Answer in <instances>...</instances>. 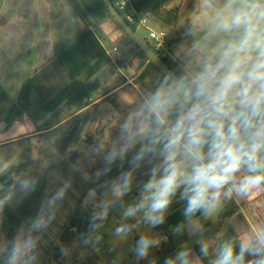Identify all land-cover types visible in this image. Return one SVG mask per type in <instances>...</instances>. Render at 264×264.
<instances>
[{"label":"clouds","instance_id":"clouds-1","mask_svg":"<svg viewBox=\"0 0 264 264\" xmlns=\"http://www.w3.org/2000/svg\"><path fill=\"white\" fill-rule=\"evenodd\" d=\"M169 59L174 67L162 69L122 118L117 114L110 146L105 149L104 138L97 139L94 151L103 150L105 165L97 176L107 174L117 161L128 168L106 182L89 233L118 202L125 221L142 220L155 228L165 222L177 199L184 202L185 221L191 222L197 214L213 215L233 196L264 190V0H196ZM142 168L148 179L124 206L122 199L133 190ZM37 182L27 175L15 181L25 195ZM63 194L61 188L45 200L37 215L0 247L2 264H36L38 234L51 224ZM95 196L90 190L89 199ZM10 199L0 197V211ZM136 227L122 223L115 234L127 236ZM182 230V224L175 228ZM158 244L156 238L141 235L137 258L144 259ZM199 251L207 256L208 244L201 243ZM191 256L182 249L164 264H192ZM211 264H264V226L238 243L224 240Z\"/></svg>","mask_w":264,"mask_h":264},{"label":"trees","instance_id":"trees-1","mask_svg":"<svg viewBox=\"0 0 264 264\" xmlns=\"http://www.w3.org/2000/svg\"><path fill=\"white\" fill-rule=\"evenodd\" d=\"M70 1L80 10V14L87 18L88 24L100 25L106 21H111L115 24L121 37H127L126 31L117 22L104 0ZM173 2L174 0H129L125 9L118 8V10L132 27L139 32V21L143 17H148L151 21L161 24L164 27L179 23L184 12L181 7L175 6ZM130 16L134 17L135 21H131L129 18ZM19 27L21 38L17 46V53L19 56H24L31 51L33 45L38 40L40 32L35 0H20ZM89 38H93L96 47L101 48V55L103 59L105 58L106 62L105 66L81 83V85L69 96V99L65 100L67 105L64 103L65 106H63L62 109L61 107L52 109L54 107H52V105H56V101H58L61 93L90 67V64L84 62L82 57H80L81 61L76 62V65H74L70 59L74 67L71 70L67 69V60H69L67 57L68 53L73 51L77 43L85 42V40ZM174 40H177V38ZM174 40L169 38L167 40V46ZM129 42H131V46L126 54L129 55L133 51H136L137 56L142 60L141 66L146 64L144 71L139 75L136 82L141 85L139 89L143 92L142 90H147L148 88L146 87H149V84H147L145 80L147 76L151 72L156 73L158 76L161 70L153 61L149 60L146 53L141 50L136 43L131 39H129ZM153 49L159 52L171 67H174L169 59L170 55L168 53L157 50L155 47ZM125 62L126 58L118 63H113L109 56L106 55L105 49L101 46L95 35L88 30L81 35L76 43H72L61 54L55 56L54 59L43 65L39 70L32 72L31 76L24 81L20 92V98L15 105L19 106L20 104L29 102L27 99L30 97V102L43 103L37 106L38 109L41 107L43 109L44 106H47L48 113L39 115L36 117L37 121H35V131L42 132L53 127L64 114H73L80 110V108L89 105L91 103V95L95 92L101 95L124 83L126 81L125 77L118 76L116 79V76L119 73V68L126 66ZM131 62L134 64L135 61ZM70 67H72V65ZM109 78H113V84H107ZM0 86L2 85L0 84ZM1 89L4 96V94H6V89L3 87ZM6 95V99H4L0 105V124L3 122L1 121L2 114L6 112L9 102H11L12 99L9 94ZM66 108H69V110ZM14 110L16 111L14 115L17 116L19 109L16 108ZM39 121L43 122V124H40ZM77 135L78 132L76 131L71 134V136L67 137L70 145L75 141L72 139ZM127 168L128 164L126 162L123 167H121L120 162L117 161L111 171L105 174L101 179L92 183L86 181V179H84L79 172H76L73 167L64 164L61 165L60 170L62 178L58 182L57 187H55L53 177L49 173L44 175L37 182L35 190L25 195L16 207H12L7 203L3 208L1 216L3 246L15 237L18 228L22 224L28 221L29 218H34L37 215L45 200L50 199L58 190L63 188V198L57 201L54 219L46 230L38 234L41 240L38 246L39 255L36 264H44L46 258L54 250L56 243L70 225L81 230L84 228L85 223H88L89 217L85 214L82 205L88 192L94 189L100 196L103 195L106 191V182H110L113 178L118 176L121 171ZM19 169L18 163H13L0 174V177L6 185H10L14 173ZM144 172L145 169L143 168L137 172L133 190L128 194L138 193L139 184L148 179ZM183 207L184 202L181 201L167 214L165 222L154 228L150 236L156 238L159 244L152 248L148 256L144 259L137 258L135 254V264H164L166 258L169 256L174 257L175 254L180 251L181 246L193 239L197 234L204 233L207 235L216 232L219 233V235L213 237L207 236L205 238V241L210 246L207 256H203L200 253L199 244L195 245V251L201 258L203 264H211L212 260L216 257L219 245L224 240L235 238L238 243L242 234H251L253 231L247 218L234 199L228 201L222 208L215 222L203 226L200 229L194 228L193 224V220L200 216V214H197L191 222L185 221L182 215ZM178 224L183 225V230L180 233L175 231ZM139 238L140 235L136 234V241ZM0 264H2V257H0Z\"/></svg>","mask_w":264,"mask_h":264},{"label":"rangeland","instance_id":"rangeland-1","mask_svg":"<svg viewBox=\"0 0 264 264\" xmlns=\"http://www.w3.org/2000/svg\"><path fill=\"white\" fill-rule=\"evenodd\" d=\"M173 3L175 6L181 7L185 13L181 20V27L183 29L191 18V14L195 9L196 0H174ZM151 22L152 24H155V22ZM139 32L143 37L148 38V31L145 27H139ZM181 33L182 32H180V34ZM126 39L129 40L127 37ZM176 43L177 40L172 42L169 55L173 53ZM108 44L110 45V49H112L113 46H111V43L108 42ZM151 45L154 48V44L151 43ZM31 66L32 63L24 64L22 67L21 65H11L8 63L0 64V70L12 68L10 70L14 71L10 74H13L15 78L13 82L14 86H10L8 89L3 83L4 79L2 74L4 73L0 72V84L2 85L0 86V105L1 102L6 99V94H9L12 98L11 102H9L8 109L2 114L1 121L3 122L0 124V174L13 163H18V167H20V169L14 173L10 185H6L0 177V186H2L0 187V197L5 194L10 195L11 199L8 204L12 207H16L25 197V194L19 191L18 185L15 183L21 175L35 177L37 178V181H39L44 175L49 173L53 177L55 187H57L58 182L62 178L60 170L61 165L65 164L73 167L76 172H79V174L86 179V181L93 183L101 179L105 174L97 176V173L105 167L103 163V150L98 152L94 151L95 145L97 139L103 137L104 148L107 149L114 138L112 135H104L101 134V132H98L99 134L96 135H77L72 139L75 141L71 145L67 144L68 146L66 145L67 147H65L63 144V138H67L65 134H68V128L64 131L63 127H60L57 130L45 133L44 131L46 130H44L42 131L44 134H39L42 132L35 131L36 117L48 113V107L44 106L43 109L42 107L38 109L37 106L43 103L30 102V97L27 99L29 102H25L19 106L15 105L20 98V92L24 81L32 74L29 71L24 70L28 68L30 69ZM126 75H128L129 79L132 78L130 71L128 73L126 72ZM137 79L138 78L134 81L135 83L137 82ZM136 84L141 88L140 84ZM147 84H149V87L151 86L150 81L148 80ZM2 87L6 89V94H4V96L1 89ZM142 91L144 92L146 90ZM61 95L58 101H56V105H52V107L54 106L52 109L57 107H61L62 109L63 106H65V100L69 99L70 95ZM121 95L123 97H128V95L131 96V91L126 90V92H123ZM16 108L19 109L17 116L14 115L16 113L14 109ZM66 109L69 110V108ZM117 109L118 111L122 109L121 104H119V108ZM80 121L81 119L76 118L71 124ZM39 122L40 124H43V122ZM86 144L87 146H85ZM63 146L66 150L63 149ZM89 192L82 204L85 214L89 217L88 223H85L84 228L81 230L70 225L62 234L61 238L56 243L54 250L46 258L44 264H135L136 234H139L140 236L151 235L154 228L149 227L142 220L130 219L125 221L122 215L123 208L121 203L118 202L109 210L106 219L98 221L101 226L94 232L89 233L90 219L93 211L96 210L94 205L98 204L101 199L104 198V194L100 196L95 191V199L90 200ZM137 194L138 193H133L131 195L128 194L123 197V205L126 206L131 203ZM108 199L114 198L109 196ZM180 202L181 201L178 199L174 201L168 213H170L175 208L176 204ZM217 214L218 211L207 218L212 222L216 220ZM1 216L2 211H0V247H3ZM200 219L195 220L197 225H200V221L202 223L208 222L205 217ZM122 223L137 224V227L127 236H117L115 230ZM204 236L206 238L209 234ZM86 239L88 241L87 243L85 242ZM191 253L192 264H203L201 258L197 255L194 249Z\"/></svg>","mask_w":264,"mask_h":264},{"label":"crops","instance_id":"crops-1","mask_svg":"<svg viewBox=\"0 0 264 264\" xmlns=\"http://www.w3.org/2000/svg\"><path fill=\"white\" fill-rule=\"evenodd\" d=\"M35 2L40 29L38 40L35 42L30 52L24 56H19L17 53V46L21 38L19 27L20 0H0V64L8 63L11 65H21L22 67L24 64L32 63L31 68L24 71H29L30 73L35 72L54 59L55 56L61 54L72 43H76L81 35L88 30L95 35L96 39L105 49L106 55H108L107 52L110 49L108 42L111 43V46L116 44L122 45L126 58V66L124 68L123 66L119 68V73L116 76V79L118 76H121L125 77L126 81L104 94L98 95L97 92H95L91 95V103L89 105L80 108V110L73 114H64L59 122L44 131V133L51 132L63 127L64 131L67 128L69 129L68 134H65L67 137L71 136V134L76 131L78 132V136L96 135L99 134L98 132H101V134L112 135L115 137L119 122L118 116L122 118L132 103L136 101L142 93L134 81L144 71L146 64L141 66L142 60L137 56L136 51H133L129 55L126 54L131 44L128 39L121 37L113 22L106 21L100 25L88 24L87 18L80 14V10L70 0H35ZM181 20L179 23L174 24L175 30L172 32L174 34L170 33V38L173 40L177 38L178 41L181 35L180 32L183 31ZM153 25L156 27L162 26L157 23H153ZM175 41L176 40H174V42ZM171 44L167 46L165 51L168 54L170 53L169 50ZM101 53V48L96 47L93 38H89L85 40V42L77 43V45H75L73 51L67 55L69 58V60H67V69L71 70L74 65L77 64L76 62L81 61L80 57H82L84 62L90 64V67L72 82L63 91L62 95H71L81 83L105 66V58L103 59ZM131 61H135L134 64H132ZM71 65L72 67H70ZM10 69L12 68L0 70L1 73H4L2 74L4 79L3 83L8 89L10 86H14L13 82L15 80L14 75L10 74L14 70ZM129 71L130 74H132L131 79L126 75V72L128 73ZM156 76V73L151 72L146 79L152 84ZM107 84H113V78H109ZM126 90L131 91V96L128 95V97H123L121 95L123 92H126ZM119 104H121L122 108L120 111L117 109L119 108ZM76 118L81 119V121L71 124ZM44 133L42 132L39 134ZM63 144L65 147L68 146L67 144L70 145L68 138H63ZM85 146H87V144ZM65 147L63 148L64 150H66ZM263 192V190H260L250 197L233 196L231 198L236 200L239 204L241 211L244 213L253 230L257 227L264 226ZM230 200H225L222 206L217 210L218 214L216 220L218 219V215L222 208ZM203 217L204 216L200 215L193 220L194 228L200 229L203 226L210 225L216 221L214 220L211 222L205 217L208 222L202 223L200 221V225H197L195 220ZM245 234L248 233L242 234L240 238ZM204 235V233L197 234L193 239L183 244L180 250L187 248V250L193 252V249L195 250V245H200L201 243L207 244ZM217 235H219V233H209V236L211 237Z\"/></svg>","mask_w":264,"mask_h":264},{"label":"built area","instance_id":"built-area-1","mask_svg":"<svg viewBox=\"0 0 264 264\" xmlns=\"http://www.w3.org/2000/svg\"><path fill=\"white\" fill-rule=\"evenodd\" d=\"M119 9H125L129 0H112ZM131 21H135L134 17H129ZM139 26L145 27L148 31V40L154 44L157 50L165 52L167 49V40L170 38V33L174 32L175 25L171 24L167 27H156L152 24L148 17H143L139 21ZM113 63H118L125 58L123 46L116 44L107 52Z\"/></svg>","mask_w":264,"mask_h":264},{"label":"water","instance_id":"water-1","mask_svg":"<svg viewBox=\"0 0 264 264\" xmlns=\"http://www.w3.org/2000/svg\"><path fill=\"white\" fill-rule=\"evenodd\" d=\"M104 2L111 10V13L113 14L117 22L126 31L127 37L131 39L134 43H136L139 48L146 53L149 60L153 61L160 70L172 68L166 62L163 56L153 49L150 41L147 38L143 37L137 30L132 27V25L121 14V12L118 10L112 0H104Z\"/></svg>","mask_w":264,"mask_h":264}]
</instances>
